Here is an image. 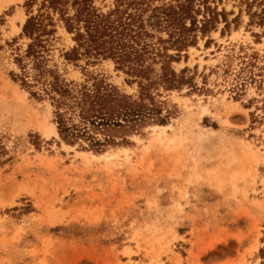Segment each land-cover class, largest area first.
Returning a JSON list of instances; mask_svg holds the SVG:
<instances>
[{
    "label": "rangeland",
    "instance_id": "obj_1",
    "mask_svg": "<svg viewBox=\"0 0 264 264\" xmlns=\"http://www.w3.org/2000/svg\"><path fill=\"white\" fill-rule=\"evenodd\" d=\"M25 2L0 0V264H264V2L212 3L229 26L173 62L196 88L165 91V125L103 151L63 140L50 102L11 78ZM58 35L68 79L137 93L111 59L65 61Z\"/></svg>",
    "mask_w": 264,
    "mask_h": 264
},
{
    "label": "trees",
    "instance_id": "obj_2",
    "mask_svg": "<svg viewBox=\"0 0 264 264\" xmlns=\"http://www.w3.org/2000/svg\"><path fill=\"white\" fill-rule=\"evenodd\" d=\"M221 1L26 0L20 35L27 42L17 47L18 71H10V76L31 97L50 102L63 140L103 151L118 141L128 142L127 135L149 125H165L175 113L165 91L196 88L188 68L177 71L173 62L197 44L199 35L216 29L220 18L229 26L227 12L212 5ZM256 18L264 24V7L251 14L252 22ZM59 28L73 41L59 49L65 61L111 59L129 84L138 85L137 93H127L92 72L83 81L68 79L53 58ZM259 253L264 258V246Z\"/></svg>",
    "mask_w": 264,
    "mask_h": 264
}]
</instances>
